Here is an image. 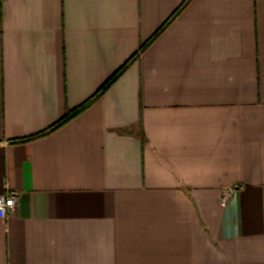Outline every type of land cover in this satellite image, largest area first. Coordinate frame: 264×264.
<instances>
[{
	"label": "crops",
	"instance_id": "crops-1",
	"mask_svg": "<svg viewBox=\"0 0 264 264\" xmlns=\"http://www.w3.org/2000/svg\"><path fill=\"white\" fill-rule=\"evenodd\" d=\"M185 2L0 5V264H264V0H190L22 140Z\"/></svg>",
	"mask_w": 264,
	"mask_h": 264
},
{
	"label": "trees",
	"instance_id": "trees-1",
	"mask_svg": "<svg viewBox=\"0 0 264 264\" xmlns=\"http://www.w3.org/2000/svg\"><path fill=\"white\" fill-rule=\"evenodd\" d=\"M4 0H0V5L3 4ZM190 0H186V2L158 29L155 31V33L148 38L142 45L140 46L139 50L131 56L122 66H120L104 83L103 85L97 90V92L90 97L88 100H86L84 103H82L80 106L76 107L73 110L68 111L62 118H60L54 125L50 126L43 132H40L38 134H35L29 138L22 139L23 141L31 140L37 137H41L45 134H49L78 115L82 114L84 111H86L94 102H96L118 79L128 70V68L140 57L142 53H144L164 32V30L171 24V22L177 17V15L182 11V9L186 6V4ZM145 141V138L143 139Z\"/></svg>",
	"mask_w": 264,
	"mask_h": 264
},
{
	"label": "built area",
	"instance_id": "built-area-1",
	"mask_svg": "<svg viewBox=\"0 0 264 264\" xmlns=\"http://www.w3.org/2000/svg\"><path fill=\"white\" fill-rule=\"evenodd\" d=\"M243 188V184L232 185L225 188L221 196V202L225 204L236 193V191ZM16 206L17 201L15 196L10 194L0 196V217L7 218L15 211Z\"/></svg>",
	"mask_w": 264,
	"mask_h": 264
}]
</instances>
